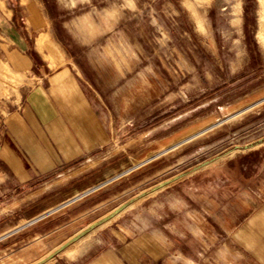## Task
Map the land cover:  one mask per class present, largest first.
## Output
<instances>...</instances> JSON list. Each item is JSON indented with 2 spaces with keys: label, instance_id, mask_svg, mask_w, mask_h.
Returning <instances> with one entry per match:
<instances>
[{
  "label": "crops",
  "instance_id": "1",
  "mask_svg": "<svg viewBox=\"0 0 264 264\" xmlns=\"http://www.w3.org/2000/svg\"><path fill=\"white\" fill-rule=\"evenodd\" d=\"M93 1L65 6L67 0H54L59 13L51 14L43 0H19L23 14L17 24L11 0H0L5 60L14 69L32 70L20 102L0 106V175L26 185L21 210L37 214L32 220L39 228L29 238L1 235L0 262L264 264V126L256 122L264 109H249L264 95L228 116H235L226 132L229 143L221 145L225 137L215 136L220 147L212 156L184 164L190 149L200 151L208 143L183 144L193 136L187 135L166 147L179 145L173 160L162 163L156 157L152 170L134 179L133 186L140 187L132 195L119 197L111 184L91 187L109 174L111 141L119 129L104 87L135 67L115 62L111 74L109 63L99 67L93 59L95 52L108 51L109 33L121 31L119 13L104 26L83 23L86 35L81 26L71 25L92 12ZM66 7L80 13L66 18L60 12ZM111 12V7L103 10ZM64 37L81 46L85 60L75 59L77 52L67 49ZM125 86L119 85L118 96ZM119 97L125 106V94ZM79 196L72 203L66 199ZM51 213L52 225L39 220ZM32 242L43 248L31 255L27 245Z\"/></svg>",
  "mask_w": 264,
  "mask_h": 264
},
{
  "label": "rangeland",
  "instance_id": "2",
  "mask_svg": "<svg viewBox=\"0 0 264 264\" xmlns=\"http://www.w3.org/2000/svg\"><path fill=\"white\" fill-rule=\"evenodd\" d=\"M18 1L11 0L10 6L17 9L16 23L21 24L23 12ZM43 1L51 14L59 13L54 0ZM75 1L67 0L65 6ZM92 4L87 17L71 21L74 27L81 26L83 35V23L104 26L117 13L121 19L120 34L109 33L113 35L104 46L108 51L95 52L93 59L99 67L102 62L109 63L111 74L115 62L126 61L135 67L115 83L111 78L109 86L104 87L108 92L98 84L110 96L113 124L119 129L111 141L109 174L91 187L111 184V191L120 192L119 197L129 196L140 187L133 186L134 179L152 170L151 161L157 157L164 163L175 158L179 145L166 147L184 136L193 135L183 144L208 142L202 150L190 149L185 154L187 165L218 150L215 136L225 137L221 145H227L226 132L235 120V116H228L264 95V0H94ZM109 7L115 12L106 15L103 10ZM67 8L60 11L66 18L80 13ZM63 39L71 53L76 50L75 59L85 60L81 46L70 38ZM4 43L0 34V106L7 109L20 102L22 91L31 83L32 70H17L8 64ZM34 60L38 63L37 58ZM97 80L101 83L102 78L97 76ZM123 82L126 89L119 96L125 94V106L124 97L118 96ZM256 108L264 109V100L249 109ZM257 121L264 126V115ZM201 128L205 129L196 133ZM148 183L143 181L142 186ZM26 191V185L0 175V236L29 238L38 232V223L32 220L37 214L28 216L21 210L25 208L22 194ZM82 196L66 199L72 203ZM49 216L39 220H49L46 225H52L55 215ZM17 224V229L5 228ZM49 236L46 244L53 233ZM42 244L30 243L28 253H38Z\"/></svg>",
  "mask_w": 264,
  "mask_h": 264
},
{
  "label": "bare ground",
  "instance_id": "3",
  "mask_svg": "<svg viewBox=\"0 0 264 264\" xmlns=\"http://www.w3.org/2000/svg\"><path fill=\"white\" fill-rule=\"evenodd\" d=\"M261 29H262V28H260V30H261ZM260 30H259V31H260ZM263 30H264V29H262V31H263ZM263 34H264V33H263ZM259 41H260V39H259ZM227 151H228V150H227ZM221 154H222V153H221Z\"/></svg>",
  "mask_w": 264,
  "mask_h": 264
}]
</instances>
